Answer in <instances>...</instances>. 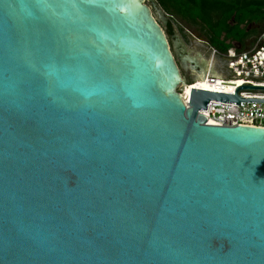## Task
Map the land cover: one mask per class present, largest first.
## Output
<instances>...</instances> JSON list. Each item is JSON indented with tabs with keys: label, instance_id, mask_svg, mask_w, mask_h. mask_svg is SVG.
<instances>
[{
	"label": "water",
	"instance_id": "95a60500",
	"mask_svg": "<svg viewBox=\"0 0 264 264\" xmlns=\"http://www.w3.org/2000/svg\"><path fill=\"white\" fill-rule=\"evenodd\" d=\"M146 1L0 0V264H264V127Z\"/></svg>",
	"mask_w": 264,
	"mask_h": 264
},
{
	"label": "built area",
	"instance_id": "2783aa9c",
	"mask_svg": "<svg viewBox=\"0 0 264 264\" xmlns=\"http://www.w3.org/2000/svg\"><path fill=\"white\" fill-rule=\"evenodd\" d=\"M208 54L202 58L210 61L218 76L211 73L205 79L187 82L191 87L189 96L183 95L186 105L190 102L192 90H207L211 92L238 95L236 100L213 99L207 108L199 112L208 118L206 124L221 126H255L264 127V89L250 88L264 87V30L254 35L247 42L238 47L233 43L227 49L210 46ZM201 81L208 83V87H196Z\"/></svg>",
	"mask_w": 264,
	"mask_h": 264
},
{
	"label": "flooded vegetation",
	"instance_id": "af4514ba",
	"mask_svg": "<svg viewBox=\"0 0 264 264\" xmlns=\"http://www.w3.org/2000/svg\"><path fill=\"white\" fill-rule=\"evenodd\" d=\"M152 11L158 20L159 24L163 27L164 32L169 40L171 50L174 54L175 60L181 70V56H192L201 60L203 53L208 54V49L212 45L209 38L215 32L214 25H218L219 21L223 19L231 6L226 10L219 9V0H166L165 4L160 0H147ZM158 8H161L166 16V23L162 22L158 17ZM228 23L234 27L235 16L231 15L228 18ZM246 31L252 29H261L263 23L243 24ZM180 39L182 44L179 46L178 55L174 49V42ZM199 42L198 47L195 42ZM238 47L244 44L233 41ZM183 77L187 81H191L195 73L191 69L181 71Z\"/></svg>",
	"mask_w": 264,
	"mask_h": 264
},
{
	"label": "trees",
	"instance_id": "16d2710c",
	"mask_svg": "<svg viewBox=\"0 0 264 264\" xmlns=\"http://www.w3.org/2000/svg\"><path fill=\"white\" fill-rule=\"evenodd\" d=\"M165 4L166 0H160ZM231 6L226 16L221 19L218 25H214L215 34L209 38L212 45L221 49H227L232 45V42H240L245 44L247 40L254 35L264 30V0H219V9L226 10ZM234 15L235 24L231 27L228 23V18ZM263 23L261 29H252L246 31L243 24Z\"/></svg>",
	"mask_w": 264,
	"mask_h": 264
},
{
	"label": "bare ground",
	"instance_id": "6f19581e",
	"mask_svg": "<svg viewBox=\"0 0 264 264\" xmlns=\"http://www.w3.org/2000/svg\"><path fill=\"white\" fill-rule=\"evenodd\" d=\"M204 86H209L208 85V83H206L205 81L203 82V81H201V82H199L198 84H197V86L196 87H198V88H201V87H204ZM190 92H191V87L189 86V84H186V86H185V88H184V90H183V95H186L187 97L189 96V94H190Z\"/></svg>",
	"mask_w": 264,
	"mask_h": 264
},
{
	"label": "rangeland",
	"instance_id": "374dc122",
	"mask_svg": "<svg viewBox=\"0 0 264 264\" xmlns=\"http://www.w3.org/2000/svg\"><path fill=\"white\" fill-rule=\"evenodd\" d=\"M147 2V1H146ZM195 44L198 46V47H200L201 45H199V42H195ZM181 71H182V69H181Z\"/></svg>",
	"mask_w": 264,
	"mask_h": 264
}]
</instances>
